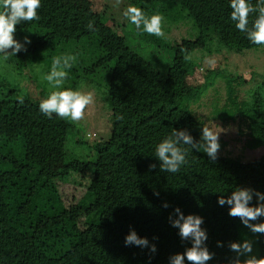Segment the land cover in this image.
<instances>
[{"label":"trees","instance_id":"obj_1","mask_svg":"<svg viewBox=\"0 0 264 264\" xmlns=\"http://www.w3.org/2000/svg\"><path fill=\"white\" fill-rule=\"evenodd\" d=\"M128 1L141 8L143 3L160 0ZM173 1L174 9H182L198 30L194 39L177 45L173 63L182 65L184 55L203 48L204 30L216 31L227 47L250 46L230 19V0ZM249 2L256 4V0ZM37 14L38 20L16 26L17 40L23 42L25 36L31 40L26 52L14 56L17 67L39 63L52 69L55 57L75 56L64 80L84 74L88 83L106 92L110 123L106 135L91 142L80 126L53 114L65 130L64 169H46L39 162L27 131L13 137L0 134V264H169L170 255L191 246L169 223L176 207L185 215L203 217L206 245L214 253L207 264H227L235 255L228 242H242L247 228L230 217L228 207L219 206L217 198L240 186L244 169L264 166V155L243 165L220 155L212 161L202 150L181 145L187 150V162L178 173L161 172L156 145L174 128L187 129L199 141L204 127L180 105L184 95L174 98L152 77L115 70L128 46L101 12L68 0H41ZM89 21L94 22L95 31L86 27ZM258 100L251 108L258 114L257 130L264 143V104ZM38 105L39 99L19 93L0 79V120L9 123L25 110L45 116ZM152 164L157 167L150 168ZM75 175L87 181L67 198L61 186ZM164 202L168 208L162 207ZM130 228L155 243L157 252L125 246ZM217 241L224 246L217 247ZM255 243L257 254L264 256V235L258 234ZM185 264H189L186 258Z\"/></svg>","mask_w":264,"mask_h":264},{"label":"rangeland","instance_id":"obj_2","mask_svg":"<svg viewBox=\"0 0 264 264\" xmlns=\"http://www.w3.org/2000/svg\"><path fill=\"white\" fill-rule=\"evenodd\" d=\"M88 5L101 12L107 25L117 35L123 36L128 48L119 58L115 70L130 76H148L163 84L179 103L191 111L205 126L219 133L218 155L250 165L264 155V143L258 130V114L251 108L255 102L264 104V46L250 44L236 49L223 44L216 31L204 30L206 42L184 55L183 64L173 63L172 56L183 39H194L198 30L182 9H174L173 0L143 3L141 9L148 16H163V37L144 33L142 28L124 19L123 10L128 0H68ZM185 56L191 58L186 60ZM51 69L45 64L34 63L18 68L17 58L4 59L0 54V79L19 93H30L41 99L53 89L45 77ZM65 88L92 93L93 103L85 109L84 118L74 123L86 132L87 139L94 141L106 135L110 123L107 93L88 83L84 74L63 80ZM27 131L32 139L39 162L46 168L59 166L64 169L62 156L64 126L62 122L25 110L13 121L0 120V134L13 137ZM86 178L75 175L61 186L67 198L77 193ZM240 186L264 192V166L255 170L244 169ZM54 193L55 190L49 189ZM255 203V199L252 202ZM258 234L248 228L243 240L253 242V252L258 253L255 243Z\"/></svg>","mask_w":264,"mask_h":264},{"label":"clouds","instance_id":"obj_3","mask_svg":"<svg viewBox=\"0 0 264 264\" xmlns=\"http://www.w3.org/2000/svg\"><path fill=\"white\" fill-rule=\"evenodd\" d=\"M117 4L120 0H116ZM41 7V0H0V54L4 59L16 56L21 51H27L26 45L31 43L28 36L23 42L15 38L16 26L21 22L38 20L37 10ZM230 19L235 28L244 33L246 38L255 45L264 46V0H256L253 5L249 0H230ZM254 14V19L249 17ZM123 17L136 27L142 28L144 33L163 37V16L153 14L148 16L144 11L134 5H127L123 10ZM88 30L95 31L94 22L86 25ZM185 56V59H190ZM75 56H58L53 59L52 69L45 79L52 86L45 97L39 100V111L51 119L53 114L61 119L80 121L84 118L85 109L93 103L92 93H84L72 88H65L63 80L67 77L66 69H70L75 62ZM23 101L21 100V103ZM117 119L122 117L117 116ZM181 145L191 146L196 151H203L215 161L218 157L220 144L219 133L210 127H202L199 141L195 140L187 129H173L170 136L156 145L155 158L160 162L161 172L178 173L186 161L187 150ZM156 164L150 165L155 169ZM159 196V193H154ZM255 203L253 204V200ZM219 206L228 207V215L238 218L242 224L253 234L264 235V192L251 187L237 186L230 195L221 194L217 198ZM162 207L168 208L167 202ZM171 227L178 229V235L182 241H190L191 246L186 247L183 253H175L169 256V264H185V258L189 264H207L212 260L211 253L206 245L207 231L202 227L203 217L196 214L185 215L179 207L173 209L168 217ZM158 237H153V240ZM125 246H137L147 248L149 253L155 254L157 247L150 243L147 237H140L136 231L130 228L125 236ZM221 241H217V247H223ZM228 248L235 255L228 258L227 264H264V256L253 252V242L245 239L242 242L229 241Z\"/></svg>","mask_w":264,"mask_h":264}]
</instances>
